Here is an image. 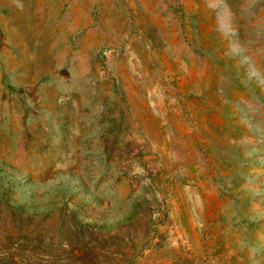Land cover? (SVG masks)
<instances>
[{
	"label": "rangeland",
	"instance_id": "374dc122",
	"mask_svg": "<svg viewBox=\"0 0 264 264\" xmlns=\"http://www.w3.org/2000/svg\"><path fill=\"white\" fill-rule=\"evenodd\" d=\"M0 264H264V0H0Z\"/></svg>",
	"mask_w": 264,
	"mask_h": 264
}]
</instances>
